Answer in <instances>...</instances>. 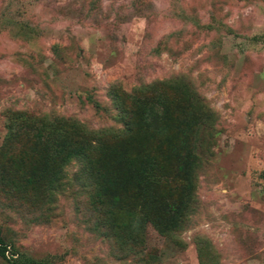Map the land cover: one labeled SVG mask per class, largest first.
I'll return each mask as SVG.
<instances>
[{
	"label": "rangeland",
	"instance_id": "374dc122",
	"mask_svg": "<svg viewBox=\"0 0 264 264\" xmlns=\"http://www.w3.org/2000/svg\"><path fill=\"white\" fill-rule=\"evenodd\" d=\"M136 87H154L140 106L168 132L153 141L165 173L141 191L157 212L184 183L178 226L146 224L129 248L70 161L49 198L0 194L3 242L49 264H198V245L205 264H264V0H0V143L8 111L118 127L109 91ZM166 156L193 158L188 180Z\"/></svg>",
	"mask_w": 264,
	"mask_h": 264
},
{
	"label": "trees",
	"instance_id": "16d2710c",
	"mask_svg": "<svg viewBox=\"0 0 264 264\" xmlns=\"http://www.w3.org/2000/svg\"><path fill=\"white\" fill-rule=\"evenodd\" d=\"M161 86L171 101L192 103L179 109L187 116L192 114L188 85L171 79ZM153 89L136 87L131 93L117 88L109 91L118 127L90 129L70 118L32 117L8 111L6 132L0 143V194L9 197L13 193L14 200L21 202L27 200L29 193L49 198L66 182L64 167L74 161L73 177L91 188V203L97 210H106L107 221L117 225L129 248L140 243L146 224L162 232H166L165 228L167 231L176 228L185 203L186 185L177 186L180 199H171L157 212L150 204L151 194L146 199L143 194L147 190L141 191V183L147 176L165 173L156 152L157 142L153 141L168 132L156 114L143 110L140 104L145 101L140 99L142 95H137ZM169 158L175 173L186 181L185 174L189 167H194L193 158L178 161L177 157L166 156ZM138 200L142 209L135 207ZM204 250L205 246H197L198 264H205ZM0 258L7 264H49L44 258L34 259L9 249L1 237Z\"/></svg>",
	"mask_w": 264,
	"mask_h": 264
}]
</instances>
